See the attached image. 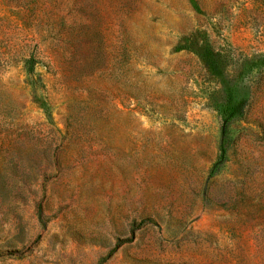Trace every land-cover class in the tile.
Instances as JSON below:
<instances>
[{"label": "rangeland", "instance_id": "rangeland-1", "mask_svg": "<svg viewBox=\"0 0 264 264\" xmlns=\"http://www.w3.org/2000/svg\"><path fill=\"white\" fill-rule=\"evenodd\" d=\"M0 264H264V0H0Z\"/></svg>", "mask_w": 264, "mask_h": 264}, {"label": "trees", "instance_id": "trees-1", "mask_svg": "<svg viewBox=\"0 0 264 264\" xmlns=\"http://www.w3.org/2000/svg\"><path fill=\"white\" fill-rule=\"evenodd\" d=\"M35 67V61L31 58L27 61V68L30 72L34 70ZM235 111V112H234ZM245 109L238 108V107H229L224 110V113L227 117L225 129H227L226 125L228 124L229 120H231L233 117H237L236 115H244Z\"/></svg>", "mask_w": 264, "mask_h": 264}]
</instances>
